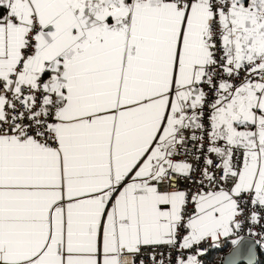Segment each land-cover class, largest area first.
<instances>
[{"label":"snow or ice","instance_id":"6c2138e0","mask_svg":"<svg viewBox=\"0 0 264 264\" xmlns=\"http://www.w3.org/2000/svg\"><path fill=\"white\" fill-rule=\"evenodd\" d=\"M264 0H0V264H257Z\"/></svg>","mask_w":264,"mask_h":264},{"label":"trees","instance_id":"16d2710c","mask_svg":"<svg viewBox=\"0 0 264 264\" xmlns=\"http://www.w3.org/2000/svg\"><path fill=\"white\" fill-rule=\"evenodd\" d=\"M228 251L227 247H224L222 250H210L204 257L205 264H221V258ZM256 262L257 264H264V247L262 246H257Z\"/></svg>","mask_w":264,"mask_h":264},{"label":"built area","instance_id":"2783aa9c","mask_svg":"<svg viewBox=\"0 0 264 264\" xmlns=\"http://www.w3.org/2000/svg\"><path fill=\"white\" fill-rule=\"evenodd\" d=\"M262 247H264V246H262ZM210 250H212V249H209L208 252H209Z\"/></svg>","mask_w":264,"mask_h":264}]
</instances>
